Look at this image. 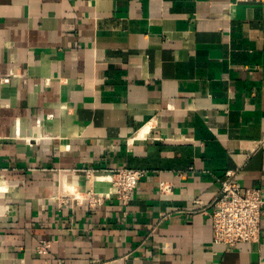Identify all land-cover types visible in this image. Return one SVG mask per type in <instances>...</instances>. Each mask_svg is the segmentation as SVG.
<instances>
[{
    "label": "crops",
    "instance_id": "crops-1",
    "mask_svg": "<svg viewBox=\"0 0 264 264\" xmlns=\"http://www.w3.org/2000/svg\"><path fill=\"white\" fill-rule=\"evenodd\" d=\"M226 170L264 197V4L0 0V264H264V206L213 241Z\"/></svg>",
    "mask_w": 264,
    "mask_h": 264
},
{
    "label": "built area",
    "instance_id": "built-area-1",
    "mask_svg": "<svg viewBox=\"0 0 264 264\" xmlns=\"http://www.w3.org/2000/svg\"><path fill=\"white\" fill-rule=\"evenodd\" d=\"M234 3H258L264 4V0H233ZM10 78L2 79L8 83ZM86 173L93 176L92 170ZM144 170L139 168L119 167L109 170L110 186L116 198L122 203H127ZM157 188L160 192L171 193V184L159 182ZM91 189V188H90ZM88 190V189H87ZM93 190H88L87 196L91 198ZM83 200L77 198V201ZM264 197L262 191L254 186H242L237 181V174L232 170L224 172V178L220 180L217 196L207 207V215L211 221L212 238L214 242L234 245L241 242H254L258 240ZM52 246L50 240H43L37 251L47 253Z\"/></svg>",
    "mask_w": 264,
    "mask_h": 264
},
{
    "label": "bare ground",
    "instance_id": "bare-ground-1",
    "mask_svg": "<svg viewBox=\"0 0 264 264\" xmlns=\"http://www.w3.org/2000/svg\"><path fill=\"white\" fill-rule=\"evenodd\" d=\"M141 134V133H140ZM143 135V134H142ZM100 174V173H99ZM70 177V176H68ZM71 179V178H70ZM94 179V178H93ZM81 180V179H80ZM91 182L93 183V180L91 179ZM91 183V184H92ZM96 184V183H95ZM101 186V185H99ZM3 187L4 185H0V190H3ZM81 187V186H80ZM99 188V187H98ZM92 189V188H91ZM65 190L70 192V193H73L76 195L77 198H84L85 196H87L88 194V190L87 189H82L79 188V186L75 185V184H66L65 185ZM97 190V189H96ZM111 192V191H110ZM110 194V193H109ZM80 200V199H79Z\"/></svg>",
    "mask_w": 264,
    "mask_h": 264
},
{
    "label": "rangeland",
    "instance_id": "rangeland-1",
    "mask_svg": "<svg viewBox=\"0 0 264 264\" xmlns=\"http://www.w3.org/2000/svg\"><path fill=\"white\" fill-rule=\"evenodd\" d=\"M86 179L88 180V183H89L87 189L88 190H93V189H90V188H92V184H90V181H89L90 180V177L89 178H86Z\"/></svg>",
    "mask_w": 264,
    "mask_h": 264
}]
</instances>
